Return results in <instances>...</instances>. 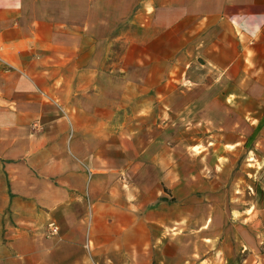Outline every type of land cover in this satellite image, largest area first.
<instances>
[{
  "label": "crops",
  "instance_id": "crops-1",
  "mask_svg": "<svg viewBox=\"0 0 264 264\" xmlns=\"http://www.w3.org/2000/svg\"><path fill=\"white\" fill-rule=\"evenodd\" d=\"M209 75L206 122L245 145L264 123V0H0V264H264V218L231 186L174 201L157 168L147 183L108 161L114 96L159 128L162 99Z\"/></svg>",
  "mask_w": 264,
  "mask_h": 264
},
{
  "label": "rangeland",
  "instance_id": "rangeland-1",
  "mask_svg": "<svg viewBox=\"0 0 264 264\" xmlns=\"http://www.w3.org/2000/svg\"><path fill=\"white\" fill-rule=\"evenodd\" d=\"M210 75L208 80H189L192 83L183 81V87L191 88L189 91L194 92L192 95H177L171 102L162 99V109L165 111L162 116V122L165 123L162 126L166 124L165 127L138 123L134 109L137 100L135 96L128 97L129 100L127 97H120L121 105L117 106V97L114 96L113 111L97 112V123H118L116 125L119 127L113 131H118L120 136L114 134L108 143V151L112 153V159L108 161L114 168L123 171L143 166L147 183H153L156 177L153 176L152 168H157L160 180L155 183L170 184L171 191L174 190V201L189 198L187 191L191 185L196 189L208 185V189L195 194L197 197L206 194L210 199L225 197L224 189L231 186L229 198L238 205L237 212L250 210L246 214L264 218V131L259 132L250 144L237 148L223 145L227 128L217 126L218 123H207L206 113L204 115L201 111V89L206 92L209 84H215L210 80ZM204 98H209L211 102L216 97ZM127 101L128 106L125 105ZM169 105L177 109L176 120L171 123L168 122ZM121 106V110L115 109ZM185 108L187 113H184ZM172 117L174 116L171 115V120ZM64 118L70 122L66 113ZM122 123H129L128 129ZM247 125L248 123H240V130L247 133ZM122 138L123 142H120L119 139ZM124 139L128 142H124ZM118 151H124L127 157L121 158ZM220 151L223 154L234 152L236 156L229 157ZM141 153H144V160L141 159ZM222 163L228 166L225 172L220 168ZM122 173L120 183L128 182L131 177ZM223 174L229 178L230 183L227 185V182H223L226 179H222ZM170 196L165 199L172 200ZM237 212L235 215L239 216ZM259 227L257 224V230Z\"/></svg>",
  "mask_w": 264,
  "mask_h": 264
},
{
  "label": "trees",
  "instance_id": "trees-1",
  "mask_svg": "<svg viewBox=\"0 0 264 264\" xmlns=\"http://www.w3.org/2000/svg\"><path fill=\"white\" fill-rule=\"evenodd\" d=\"M263 127H264V123H258V125L254 129L253 133L251 134V136L249 137V139H248V141L246 142L245 145L252 143L255 140V137L257 136V134L260 132V130Z\"/></svg>",
  "mask_w": 264,
  "mask_h": 264
},
{
  "label": "built area",
  "instance_id": "built-area-1",
  "mask_svg": "<svg viewBox=\"0 0 264 264\" xmlns=\"http://www.w3.org/2000/svg\"><path fill=\"white\" fill-rule=\"evenodd\" d=\"M48 228L50 229V232L53 234H56L58 231L57 225L53 222L49 223Z\"/></svg>",
  "mask_w": 264,
  "mask_h": 264
}]
</instances>
